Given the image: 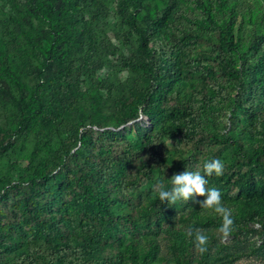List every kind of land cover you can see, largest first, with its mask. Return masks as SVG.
Instances as JSON below:
<instances>
[{
	"label": "trees",
	"instance_id": "16d2710c",
	"mask_svg": "<svg viewBox=\"0 0 264 264\" xmlns=\"http://www.w3.org/2000/svg\"><path fill=\"white\" fill-rule=\"evenodd\" d=\"M8 7L7 16L0 18V97L12 89L17 94L11 93L14 110L5 124L0 123V154L8 149L10 137L23 130L69 125L70 142L57 148L46 141L37 145L21 179L41 196L51 167L64 165L73 148L85 167L73 174L75 187L69 198L61 199L59 210L34 218L13 264H128L129 255L137 262L132 240L126 246L129 254L105 252L116 223L123 227L117 239L137 228L129 216L115 217L114 205L132 187L127 177L135 153L149 151L144 170L165 168L169 152L156 130L165 117L161 95L187 76L205 74L209 84L187 96L188 117L177 126L181 136L211 137L199 128L201 119L216 121L229 111L235 119L241 113L264 139V0H118L115 11L136 33L139 52L137 59L122 56L121 64L140 74L144 86L131 98L117 100L113 114L105 116L99 108L101 96L96 89H82L80 76L87 72L91 85L97 82L95 27L109 15L106 0H8ZM204 35L212 38L216 64L199 49ZM71 113L88 119L90 127L71 121ZM141 113L152 127L137 123V133L144 134L122 147L109 141L125 139L120 129L105 130L101 138L91 129L107 123L116 128ZM40 151L46 156L35 161ZM256 158L253 150L250 160ZM225 206L233 210L231 233L250 231V217L264 225L263 204L247 213L240 201L226 200ZM190 221L220 228L222 218L191 216ZM13 246L1 238L0 251ZM155 248L148 244L143 262L154 258ZM258 251L264 254V235Z\"/></svg>",
	"mask_w": 264,
	"mask_h": 264
},
{
	"label": "rangeland",
	"instance_id": "374dc122",
	"mask_svg": "<svg viewBox=\"0 0 264 264\" xmlns=\"http://www.w3.org/2000/svg\"><path fill=\"white\" fill-rule=\"evenodd\" d=\"M106 2L109 15L98 21L95 27L97 46L93 72L97 82L91 85L87 72L80 76L82 89H96L101 96L99 108L104 116L113 114L117 100L131 98L133 94L143 90L144 86L140 74L131 72L121 64L122 56L131 59L139 57L137 35L130 25L122 22L121 16L115 11L118 0ZM8 12V0H0V18H5ZM211 41L209 35H204L199 49L216 64L215 55L211 53ZM208 84L207 75L192 74L185 77L183 82L167 87L161 95L165 117L156 125V130L162 133L168 148L166 166L163 169L144 170L149 163V151L134 154L127 177V183L132 187L114 205V216H129L137 223V228L124 239H117L122 236L119 232L123 227L116 223L109 233L106 253L125 251V254H129L126 246L132 240L139 257L134 263L129 255L128 264H177L181 259L187 260L188 264H264V254L258 251L264 235V225L250 217V231L230 233L225 238L213 224L190 221L191 216L222 218L214 210L202 208L197 202L205 197L195 196L188 201L178 200L168 204L161 202L154 190L159 183L171 188L172 175L185 170L199 171L203 175L204 164L211 159H219L225 166L223 174L206 176V187L219 189L224 205L226 200L240 201L245 207L243 213H247L253 205L264 206V139L258 137L259 133L252 125L243 121L241 113L236 119L230 116L229 111L216 121L202 118L199 128L211 137H198L199 135L191 133L183 137L177 132V126L188 117L187 96L197 90H206ZM11 93L16 92L12 89ZM11 93L0 97L1 124L7 122L9 114L14 110ZM69 117L71 121L76 119L77 124L82 122L90 127L89 120L79 118L76 113H71ZM137 123L152 127L151 120L141 113L135 120L116 128L107 123L103 127L92 126L91 129L100 138L105 130L120 129L125 139L110 138L109 141H116L122 147L127 140H134L144 134L137 133ZM71 134L72 126L69 125L23 130L10 137L8 149L0 154V240L4 237L14 244L11 249L0 251V260L13 264L16 253L23 248V237L29 234L34 218L43 219L51 210H59L61 199L71 196L75 187L73 174L82 173L85 169L81 156L73 153L74 148L64 165L51 167L52 173L45 182L41 196H35L29 189L28 182L21 179L28 171L26 166L29 154L37 145L42 146L46 141L57 148L69 143ZM253 150L257 155L254 162L250 160ZM41 156H46L44 151H40L35 161ZM163 208L170 210L165 213ZM197 229L204 231L209 237L207 251L204 253L195 246L194 233ZM189 231L193 232V237L188 236ZM151 243L156 247L155 256L152 260L143 262L141 255Z\"/></svg>",
	"mask_w": 264,
	"mask_h": 264
},
{
	"label": "clouds",
	"instance_id": "9594fccd",
	"mask_svg": "<svg viewBox=\"0 0 264 264\" xmlns=\"http://www.w3.org/2000/svg\"><path fill=\"white\" fill-rule=\"evenodd\" d=\"M203 167V175L199 171L185 170L182 173L172 175L171 188H166L163 183H159L154 190L158 193L160 201L168 204L175 203L178 200L188 201L195 196L205 197L202 201L197 202L200 203L202 208L212 209L222 217L219 232L226 238L233 231V210L224 205L219 189L206 187L208 184L206 176L222 175L225 166L221 160L211 159ZM188 236L193 237V232L189 231ZM194 242L201 253L207 251L209 237L204 231L199 229L195 231Z\"/></svg>",
	"mask_w": 264,
	"mask_h": 264
}]
</instances>
